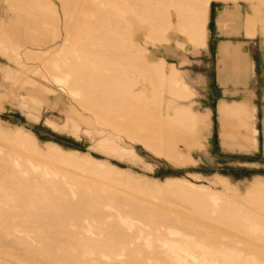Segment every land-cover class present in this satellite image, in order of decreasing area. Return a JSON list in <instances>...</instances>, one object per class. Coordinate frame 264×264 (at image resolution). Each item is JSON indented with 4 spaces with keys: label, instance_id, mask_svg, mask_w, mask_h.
Returning a JSON list of instances; mask_svg holds the SVG:
<instances>
[{
    "label": "rangeland",
    "instance_id": "1",
    "mask_svg": "<svg viewBox=\"0 0 264 264\" xmlns=\"http://www.w3.org/2000/svg\"><path fill=\"white\" fill-rule=\"evenodd\" d=\"M212 1L0 0V264H264L263 123L219 143L246 80L218 79Z\"/></svg>",
    "mask_w": 264,
    "mask_h": 264
},
{
    "label": "crops",
    "instance_id": "2",
    "mask_svg": "<svg viewBox=\"0 0 264 264\" xmlns=\"http://www.w3.org/2000/svg\"><path fill=\"white\" fill-rule=\"evenodd\" d=\"M208 3L204 8L205 19L207 12L205 41L206 47L210 46L215 51L218 79L231 75L237 81L246 80L244 84L232 88L239 97H233L234 99L229 101L219 98L215 104L219 143L225 149L244 152L259 147L258 130L254 125L256 119L263 123L264 150V46L258 38L256 27L253 30L255 13L252 10V0H248L250 10L245 16L250 31L248 35L245 34L243 19L236 15L234 5L220 0L212 1L209 5ZM240 43L248 46L251 61L239 49ZM228 89L229 87L222 86L221 96H224L223 91ZM202 113H208L210 120L209 108H205ZM206 120L200 118L202 123H206Z\"/></svg>",
    "mask_w": 264,
    "mask_h": 264
}]
</instances>
